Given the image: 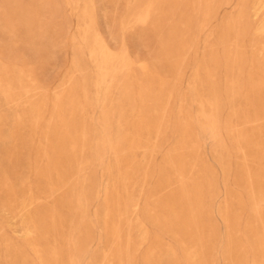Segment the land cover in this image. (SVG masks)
I'll use <instances>...</instances> for the list:
<instances>
[{
    "label": "rangeland",
    "instance_id": "1",
    "mask_svg": "<svg viewBox=\"0 0 264 264\" xmlns=\"http://www.w3.org/2000/svg\"><path fill=\"white\" fill-rule=\"evenodd\" d=\"M0 264H264V0H0Z\"/></svg>",
    "mask_w": 264,
    "mask_h": 264
},
{
    "label": "bare ground",
    "instance_id": "2",
    "mask_svg": "<svg viewBox=\"0 0 264 264\" xmlns=\"http://www.w3.org/2000/svg\"><path fill=\"white\" fill-rule=\"evenodd\" d=\"M263 28V27H262ZM258 33V32H257ZM261 201V200H260Z\"/></svg>",
    "mask_w": 264,
    "mask_h": 264
}]
</instances>
